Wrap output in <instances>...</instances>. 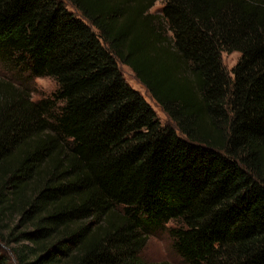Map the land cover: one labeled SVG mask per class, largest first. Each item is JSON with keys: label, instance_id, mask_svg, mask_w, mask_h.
Wrapping results in <instances>:
<instances>
[{"label": "trees", "instance_id": "16d2710c", "mask_svg": "<svg viewBox=\"0 0 264 264\" xmlns=\"http://www.w3.org/2000/svg\"><path fill=\"white\" fill-rule=\"evenodd\" d=\"M158 1L0 0V264H264V0Z\"/></svg>", "mask_w": 264, "mask_h": 264}, {"label": "rangeland", "instance_id": "374dc122", "mask_svg": "<svg viewBox=\"0 0 264 264\" xmlns=\"http://www.w3.org/2000/svg\"><path fill=\"white\" fill-rule=\"evenodd\" d=\"M163 7V0H159L152 13L159 12ZM68 9L74 13L76 10L68 4ZM223 66L232 76V71L241 58L239 52L221 54ZM121 70L132 88L139 91L145 99L151 104L160 118L163 125H172L169 118L163 113L161 108L153 101L147 90L136 80L134 74L128 67L120 65ZM0 76L5 77L18 86L28 89L33 101H40L45 98L52 97L58 90V84L51 78H29L28 75H18L16 71H10L0 63ZM169 227H172L171 225ZM142 260L146 264H185L178 256L173 247V240L167 231H161L149 238L146 249L142 253Z\"/></svg>", "mask_w": 264, "mask_h": 264}]
</instances>
